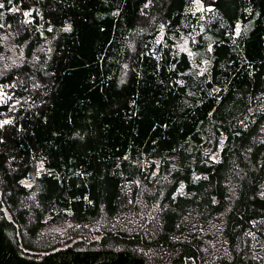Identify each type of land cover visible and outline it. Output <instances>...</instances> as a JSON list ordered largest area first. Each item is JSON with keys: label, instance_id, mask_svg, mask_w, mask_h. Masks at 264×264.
<instances>
[{"label": "trees", "instance_id": "1", "mask_svg": "<svg viewBox=\"0 0 264 264\" xmlns=\"http://www.w3.org/2000/svg\"><path fill=\"white\" fill-rule=\"evenodd\" d=\"M199 1L0 0V264H264V0Z\"/></svg>", "mask_w": 264, "mask_h": 264}, {"label": "rangeland", "instance_id": "2", "mask_svg": "<svg viewBox=\"0 0 264 264\" xmlns=\"http://www.w3.org/2000/svg\"><path fill=\"white\" fill-rule=\"evenodd\" d=\"M195 5H196L195 6L196 9H201V8L203 9V6H202V4H201V2L199 0H196ZM178 48L180 50L187 51L188 48H187V45H186V41H182V42L178 43Z\"/></svg>", "mask_w": 264, "mask_h": 264}, {"label": "snow or ice", "instance_id": "3", "mask_svg": "<svg viewBox=\"0 0 264 264\" xmlns=\"http://www.w3.org/2000/svg\"><path fill=\"white\" fill-rule=\"evenodd\" d=\"M150 3V0H149ZM147 7V5H145ZM4 5L2 3H0V8H3ZM25 15H28V13H26ZM237 34H239V31L237 32ZM4 123H9V121H4Z\"/></svg>", "mask_w": 264, "mask_h": 264}, {"label": "bare ground", "instance_id": "4", "mask_svg": "<svg viewBox=\"0 0 264 264\" xmlns=\"http://www.w3.org/2000/svg\"><path fill=\"white\" fill-rule=\"evenodd\" d=\"M196 6V5H195Z\"/></svg>", "mask_w": 264, "mask_h": 264}]
</instances>
